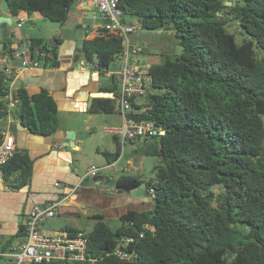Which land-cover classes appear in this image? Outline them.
<instances>
[{
	"label": "trees",
	"instance_id": "16d2710c",
	"mask_svg": "<svg viewBox=\"0 0 264 264\" xmlns=\"http://www.w3.org/2000/svg\"><path fill=\"white\" fill-rule=\"evenodd\" d=\"M5 1L13 15L39 12L61 24L76 2ZM228 1L119 0L122 22L134 23L130 20L135 18L140 29L169 31L182 47L181 53H165L161 61L151 62L154 93L138 115L161 128L143 137L137 148L157 158L154 176L146 180L123 173L110 178L121 193L145 182L155 197L150 209L120 215L115 228L100 212L93 213L98 220L89 232L67 225L64 229L73 235L87 233V259L44 264H264V0ZM232 25L244 37L242 42L230 30ZM46 44L41 37L31 38L32 55ZM123 50L122 37L103 27L80 47L88 60L96 58L101 74ZM44 61L58 65L57 52ZM111 79L114 89L106 91L115 96L118 85L113 75ZM7 83L0 71V96L7 93ZM18 96L11 111L14 119L33 134L58 132L59 105L51 90L43 87L30 94L19 87ZM113 98L93 97L88 111L115 112ZM9 114L0 102V143ZM104 155L109 163L117 161L121 143ZM33 164L28 150L15 145L14 155L0 170L7 181L19 172L23 186ZM214 187L222 192L216 194ZM125 237L131 238L129 259L114 254Z\"/></svg>",
	"mask_w": 264,
	"mask_h": 264
},
{
	"label": "crops",
	"instance_id": "0c3cea01",
	"mask_svg": "<svg viewBox=\"0 0 264 264\" xmlns=\"http://www.w3.org/2000/svg\"><path fill=\"white\" fill-rule=\"evenodd\" d=\"M99 11L98 7L92 4L90 0H76L74 6L69 11L67 21L62 25L68 27L71 23L77 24V28L82 32V43L84 38L95 37L98 29L102 28L103 22L84 23V18L88 17L89 12L96 13ZM39 16L45 18L39 12L29 14L22 11L18 15H13L10 11L3 13V17H10L12 21L16 20L17 26L13 31L17 38L7 45L4 44L0 50L11 49L12 46L17 45L20 46V49L23 46V49L25 48L29 51L31 38H43L41 35H38L39 33L34 26ZM90 18V20H96L95 15ZM130 21L133 22V19ZM29 22L32 25L26 26ZM19 23H22V25H19ZM165 33L163 30H159L154 36H151L145 30L139 29L132 34L131 43L139 48L141 57L149 52L150 48L145 47L146 43L149 46L158 44L157 47L167 44L169 41ZM55 40L58 44L56 52L59 64L51 65L50 63L45 64L43 62L41 66L26 67L18 76L16 84L19 87H25L30 94L40 91L43 87L48 88L57 99L59 112L64 109L72 115L84 113V123L59 127L55 135L43 136L31 133L23 124L20 126L21 121L18 119H13L11 122L5 121V129L9 128V132L11 133L10 138L13 139L14 144L20 149H27L33 158L34 164L29 182L23 186L19 185V172L13 173L7 181L3 178L0 170V264H3L5 261L4 253H7L13 244L24 240V230L20 232V228L24 226L25 217L30 208L34 204H44L58 199L64 193L63 187L56 185L57 182H61L67 186H78L74 194L65 201L66 204L60 209L58 215L64 211L67 215H73L76 213V207H80L82 213H84V208H87L88 214H93L92 211L94 210L105 214L104 210L109 205L110 208L108 209H111L112 204L115 206L116 203L120 204L122 202L121 199L114 196L118 194V197H120L119 194L121 192L118 191L111 180L120 176L117 174L119 171L125 172L127 171L126 168H130L129 166L118 165L121 157L117 161L110 163L113 166L107 168L105 173L101 172L99 174L103 176V179L101 178L102 182L97 186L82 185L84 177L92 176H87L90 166L80 171L78 159L79 154L83 153L81 150L86 141L89 138L97 139L98 132L94 131L92 133L94 128L96 130L100 126L98 123H93L97 117H100L101 124L104 123V128L119 127L124 123V116L117 111L110 114L90 113L88 111L90 98L114 97L111 92L106 91L108 88L114 89V85L108 81L109 78L111 79V74L108 72L101 74L93 61L88 60L84 53L76 51L77 47L74 48V46L77 40L71 35H68L66 38L55 37ZM153 61L151 60L150 62ZM12 63L16 66L19 65L21 58L15 57ZM103 75L107 79H102L101 76ZM116 92L118 93V88ZM69 131L86 133V136L84 139L76 140L75 142L79 145H76L74 148L67 146L60 148L59 145L64 144V138L67 137ZM112 136L118 144L119 140L117 136L113 134ZM131 142L135 144L134 141ZM101 144L97 143L96 150L98 152ZM105 151L109 150L106 149L103 153ZM108 163L109 161L107 160ZM107 180H111V183L106 184ZM123 193L130 195L128 197H131L136 209L148 210L151 208L152 196L132 195L130 192ZM103 194L114 196V198H110L108 205L102 204L104 200H102L101 196ZM79 197L83 200L81 204L78 201ZM125 212L118 211L117 215L120 216ZM65 227H52L45 224L44 231L52 233Z\"/></svg>",
	"mask_w": 264,
	"mask_h": 264
},
{
	"label": "built area",
	"instance_id": "2783aa9c",
	"mask_svg": "<svg viewBox=\"0 0 264 264\" xmlns=\"http://www.w3.org/2000/svg\"><path fill=\"white\" fill-rule=\"evenodd\" d=\"M98 9L104 13L102 27L106 30L120 35L123 39V52L118 56L117 66L114 71L109 69L108 73L113 75L118 85V93L114 96L115 111L124 116V123L119 127H105L104 131L117 136L121 145L126 141H137L145 136L157 134L161 128L155 120L138 116L149 101V97L154 93V78L150 72L151 62L141 60L139 48L132 45L131 34L140 29L137 22L124 23L121 19L119 0H90ZM22 25V23H19ZM49 50H43L32 55L29 51L20 49V46H12L9 53L0 54V71L8 79L7 93L0 96V102L6 104L9 111L8 122L14 118L12 109L19 101L16 80L21 71L29 66H41L44 60L51 57ZM15 57L21 58L19 65H14L12 60ZM9 128L5 129V139L0 143V166L6 164L14 155L15 144L10 138ZM60 148L64 144L59 145ZM113 166L108 163L104 167L92 164L87 176L96 177L104 168ZM131 171L130 168H126ZM64 189L60 198L48 201L44 204H34L25 217L24 234L22 242L15 243L7 253H4L5 261L3 264H44L57 260L82 261L87 259L89 239L87 233L80 231L71 234L67 229H60L52 233L44 231V224L47 220L58 215L60 209L65 206V201L70 198L78 186H67L61 182L56 183ZM153 192L152 190H150ZM84 208V213L87 212ZM143 234L141 233V236ZM131 238H123L114 250V254L123 259L132 257V253L126 249Z\"/></svg>",
	"mask_w": 264,
	"mask_h": 264
},
{
	"label": "rangeland",
	"instance_id": "374dc122",
	"mask_svg": "<svg viewBox=\"0 0 264 264\" xmlns=\"http://www.w3.org/2000/svg\"><path fill=\"white\" fill-rule=\"evenodd\" d=\"M237 1V0H232ZM9 12V8L7 6V3L5 0H0V18L3 16V13ZM133 22H136V19H133ZM32 23H27L26 26H30ZM17 26V22L14 19L12 24L9 26L11 29H14ZM36 31L39 33L38 35H41L46 42L54 41L55 37H63L66 38L68 35H71L74 39L77 40L75 47L76 51H80L81 47V31L77 28V24L71 23L68 25V27L63 26L59 22L52 21L47 18L38 17L36 23L34 24ZM40 30V31H39ZM231 31L235 32L237 34V41L242 42L244 37L239 33V30L236 26L232 25L230 28ZM148 34H151V36H154V34L157 31L152 30H145ZM173 33H170L169 31H166L165 36L167 40L169 41L167 44L163 46L157 47L156 45H148L146 43L145 47L150 48L146 54L142 55L140 58L141 60L146 61H161L163 59V54L165 53H181L182 47L178 44L175 37L173 36ZM93 63H96V58L93 60ZM102 79H107L104 75L101 76ZM109 82H112V79H108ZM113 83V82H112ZM116 83V82H115ZM117 84V83H116ZM84 113L81 114H70L69 111H66L62 109L59 114V127H66V126H74L84 123ZM264 120V115H263ZM98 123V128L92 131V133L98 132L97 139L89 138L86 143L83 145L82 150L83 153L79 154V167L80 171L85 170L86 167L91 166V164H95L97 166L104 167L107 164V158L104 155L103 151L108 149L109 151H116L118 144L114 141V138L111 133H107L104 131L103 124H101L100 117H97L93 121V123ZM94 123V124H95ZM108 125V124H107ZM91 133V134H92ZM97 143H102L100 146L99 152L96 150ZM135 144H132L131 141H126L124 146L122 145V155L119 161L118 165L123 166H129L131 171H119L117 174L122 175L123 173L126 174H133V175H140L144 179L148 180L154 176V166L157 164V158L152 155H146L141 153L137 148H139L141 145H143V138L134 141ZM107 168L102 169V172H106ZM214 192L216 194H219L222 192L220 187H214ZM120 197L117 195H114L116 198L121 199L122 202L120 204L116 203L115 206L112 204L111 209L110 205L108 208H105V221H107L112 227H117L120 225L119 216L117 215V212L120 211H128L130 209H136L135 203L131 199V197H128V193H121L119 194ZM124 195V196H123ZM114 196H111L110 194L107 196L103 194L101 196L103 203L105 205H108L110 203V198H114ZM79 204L82 203V199L78 198ZM152 201V199H151ZM109 202V203H108ZM153 204V201H152ZM152 207V205H151ZM76 213L73 215H67L64 212H61L60 215L55 216L54 219H49L45 222L46 226H52V227H63L67 225H72L75 227H79L86 232H89L93 229L94 225L97 222V218L94 217L93 214L88 213H82L80 207L75 208ZM98 212L97 210L92 211V213ZM44 224V225H45Z\"/></svg>",
	"mask_w": 264,
	"mask_h": 264
},
{
	"label": "water",
	"instance_id": "95a60500",
	"mask_svg": "<svg viewBox=\"0 0 264 264\" xmlns=\"http://www.w3.org/2000/svg\"><path fill=\"white\" fill-rule=\"evenodd\" d=\"M228 4H232V1H228ZM95 15V19L96 20H90V17H94ZM90 19H89V18ZM88 17L84 18V23H93V22H106L107 19L104 18V13L99 11V12H89ZM12 19L10 17H1L0 18V49L3 48L4 44H8L11 43L12 41H14L17 36L15 34V32L13 31V29H11L9 26L12 24ZM87 25V24H85ZM57 41H49L46 45L43 46L44 50H50V52L52 54H54L56 52L57 49ZM23 49V46L21 47V50ZM117 66V62H115L114 64H112V66L110 67L111 71H114L115 68ZM93 101V98H90L89 101V107L91 106V103ZM22 125V123H20V126ZM86 136V133H81V132H74V131H69L67 137L64 138V146L67 147H72L74 148L77 144L75 141L78 139H84ZM102 182L101 178H96V177H84L83 181H82V185L83 186H97L98 184H100ZM106 184H110L111 180H107V182H105ZM130 193L132 195H147V196H152L155 197V194L153 192H151L148 188H147V184L145 182H143L138 188H135L133 190L130 191ZM158 207V201L155 200L154 201V211L157 210Z\"/></svg>",
	"mask_w": 264,
	"mask_h": 264
}]
</instances>
